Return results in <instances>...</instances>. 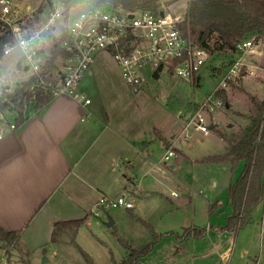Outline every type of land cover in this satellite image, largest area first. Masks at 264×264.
Here are the masks:
<instances>
[{
	"label": "crops",
	"instance_id": "0c3cea01",
	"mask_svg": "<svg viewBox=\"0 0 264 264\" xmlns=\"http://www.w3.org/2000/svg\"><path fill=\"white\" fill-rule=\"evenodd\" d=\"M254 40L252 52L246 53L242 58L244 76L239 80L248 85L254 96L258 95L264 100L261 93H264V84L261 81L264 79V35L259 37L254 35ZM238 57L239 55L235 53L233 60ZM111 63L119 67L108 52L99 53L89 73L78 87V97L67 93L55 96L40 110L23 114L25 121L0 140V229L19 237L17 247H6L5 242L0 241V250L6 252L10 264H31V258L33 259L31 250L34 248L35 250L44 248L49 243L59 246L67 242L65 236L61 243L51 242L54 223L88 216L85 224L89 225L91 223L89 215L96 208L100 197L109 196L115 189L119 196L127 194L129 201L132 197L144 199L147 194L154 193L143 188L144 185L140 184L141 180H138L136 172L141 164H145L150 147L157 139L166 150L172 149L176 155L193 164H213L204 163V160L228 151V136L219 131L223 120L218 117H215L211 131L217 130L218 135L223 137L224 151L220 153H208L212 148L211 144L214 143L205 142L203 137L209 136L211 131L208 135L191 132L188 140H185L183 129L186 116L180 134L174 130L166 134L156 126L148 129L140 107L132 108L129 105L130 99L127 100L128 95L126 100L120 99V94L112 90L113 84L115 86V83L121 84L120 81L126 82L120 68L113 70L109 66ZM129 90L132 93L138 92L132 91L130 87ZM123 91L125 94V90ZM86 98L91 100L89 104H85ZM255 99L257 101L258 97ZM135 103L136 101L132 104ZM231 105L226 104L225 107L229 108ZM191 111L192 109L186 113ZM18 115L19 113L16 118ZM243 118L246 122L238 123V129L235 133L232 132L234 134L231 139L249 127L253 121L246 115ZM227 126H231L230 122ZM166 162L164 160V164ZM223 165L231 172L229 165ZM174 166L171 164L172 168ZM237 176L230 179L229 186ZM188 192L187 189H183L184 194ZM172 196L175 197L173 194ZM261 204L262 210L258 218L254 214L257 205L252 210L250 222L237 231L239 233L247 227H253L251 235L253 242L243 245L236 258L234 253L232 258L223 259L219 264L257 262L262 264L263 202ZM135 208L134 206L125 209ZM208 209L210 220H215L214 224L208 222L205 226L193 225L183 228L182 232L172 229L153 232L151 240L147 243L153 240L155 234L160 237L152 251L141 259V264L148 261L152 263L153 260H148L149 257L153 254L156 257L157 248L160 249L164 241H169L171 245L180 248L188 240H200L216 230L221 233L230 232L221 229L231 214H223L222 203L219 200L208 201ZM188 228H200L204 233L201 237H180ZM32 241L31 247L36 246L33 249L29 246ZM125 242L130 244L128 241ZM22 244L28 253L24 251ZM44 251L46 253L47 250ZM127 256L128 250L124 259ZM162 258L159 264L164 263ZM113 262L117 261L113 259Z\"/></svg>",
	"mask_w": 264,
	"mask_h": 264
},
{
	"label": "rangeland",
	"instance_id": "374dc122",
	"mask_svg": "<svg viewBox=\"0 0 264 264\" xmlns=\"http://www.w3.org/2000/svg\"><path fill=\"white\" fill-rule=\"evenodd\" d=\"M48 1L56 5H63L66 2V0ZM161 1V6L167 11L186 14V0ZM243 1L251 13L264 17V0ZM45 2L46 0H12V4L18 8L35 11H38L41 6L48 7ZM214 42L215 39H212L211 48H213ZM248 52H252V50ZM245 54L242 55V58ZM18 58L19 55L13 54L0 59V98L5 96V92H13L16 83L29 78L30 72L24 71L17 65ZM233 62L230 52L224 49L216 51L213 56H210L198 74L200 79L197 85L189 80H182L164 73L158 75L157 78L147 80L141 90L136 93H132L123 81H120L121 84L115 83V86L113 84L112 90L120 94V99L125 98L126 100V95H128L127 100L130 99L129 105L132 108L140 107L148 129L156 126L166 134L172 130L180 134L183 121H185V113L212 93L225 73V69ZM109 66L113 70L119 68L115 63H111ZM261 81L264 84V79ZM123 90H125V94ZM261 93L264 95L263 92ZM226 97L228 104L232 105L229 108L219 109L215 115L223 120L219 131L222 134H227L229 145L233 134L238 129V123L246 122L243 118L244 115L253 119L258 114L263 97L254 96L249 91L248 85L239 79L226 89ZM135 101L136 103L133 105L132 103ZM179 111L182 112L179 113ZM30 112L29 106L21 108L16 103L13 111L1 112L0 118L4 117L13 121L17 113L28 114ZM229 122L231 126H227ZM218 134L217 130H212L209 136H202L205 142L214 143L211 144L212 148L208 153L224 151L222 150L225 144L223 137ZM165 151L164 145L157 139L150 147L145 164H141L136 172L138 180H141L140 184L144 185L143 188L154 193L147 194L144 199L132 197L131 202L136 207L134 210L111 207L95 215L93 214L94 209L89 215L91 223L84 224L79 228L75 243L69 242L71 241L69 234L65 235V240L68 243L65 242L59 246L49 243L44 247L45 249L37 248L35 250L36 246L33 247L34 249L31 247L33 241L30 242L29 246L33 249L31 250L33 251L31 264H114L113 259L119 262L127 255L122 240L128 241L134 246L142 245L151 240L153 232L166 229L182 232L185 227L205 226L208 222L214 224L215 220H210L209 217L208 201L219 200L223 205V214L231 213L228 202V186L230 179L239 175L241 169H237L231 174L228 167L223 164H193L175 153L164 164ZM199 156L200 154H198ZM171 164L175 166L172 168ZM183 189H187L189 192L184 194ZM173 192H176L177 196H172ZM118 193L115 189L110 192L108 197L117 199ZM261 210L262 204L260 203L254 213L257 215L256 218L261 214ZM110 219L114 222L112 227L107 226ZM252 230L253 227H247L239 233H221L216 230L200 240H188L180 248L171 245L169 241H164L160 248L163 251L161 252L157 248L156 257L153 254L148 259L153 260L152 263L148 261L145 264H159L161 257L164 259L163 264H219L223 259L232 258L234 253V258H236L243 245L253 242ZM21 246L28 253L25 245ZM44 250H47L46 253ZM9 256L11 257L10 254ZM45 258L49 259L48 262H43Z\"/></svg>",
	"mask_w": 264,
	"mask_h": 264
},
{
	"label": "built area",
	"instance_id": "2783aa9c",
	"mask_svg": "<svg viewBox=\"0 0 264 264\" xmlns=\"http://www.w3.org/2000/svg\"><path fill=\"white\" fill-rule=\"evenodd\" d=\"M0 29L10 40L3 46V55L21 57V68L34 78L29 92L32 100L38 90L54 97L67 93L78 97V87L89 73L96 57L108 52L118 64L121 74L134 92L155 74H169L182 80H191L200 73L210 58L208 50L190 44L182 35L180 25L185 14H175L164 7L156 11L125 10L117 7L56 5L39 9H21L12 0H0ZM163 12V15L160 14ZM58 46L64 54L56 56L52 68L47 64ZM254 46V38H246L236 45L239 57L228 67L211 94L186 113L184 138L191 132L208 135L215 123L216 112L225 107L217 96L221 89L244 76L242 55ZM90 99L84 100L85 104ZM27 107V105H26ZM18 127L16 119L0 118V140ZM172 149L163 159L169 161ZM177 195L176 192L172 193ZM111 207L131 209L133 203L125 195L112 199L101 196L93 214ZM261 235L264 264V199L261 218ZM0 264H10L5 252L0 251ZM256 264H261L257 262Z\"/></svg>",
	"mask_w": 264,
	"mask_h": 264
},
{
	"label": "trees",
	"instance_id": "16d2710c",
	"mask_svg": "<svg viewBox=\"0 0 264 264\" xmlns=\"http://www.w3.org/2000/svg\"><path fill=\"white\" fill-rule=\"evenodd\" d=\"M177 0H172V2ZM187 9L185 20L180 25V30L185 39L192 45L208 50L210 56L216 51L228 50L233 57L236 53V45L242 40L256 35H264V17L251 13L243 0H186ZM161 0H66L69 7L81 4L93 6L117 7L125 10H148L156 11L161 8ZM45 5L51 2L46 0ZM171 3V2H170ZM44 6H41L42 9ZM1 26V22H0ZM0 59L3 55V46L10 40L6 33L0 29ZM215 39L213 48L210 42ZM53 57L47 64L48 68L55 66L54 61L57 55L64 52L55 46ZM17 65L21 67V57ZM221 71V70H220ZM154 77H158L155 74ZM200 76H193L190 80L198 84ZM34 78L20 82L13 92H5L0 98V113L5 110H14V104L24 108L30 107L31 112L40 110L49 103L54 96L38 90L36 97L32 100L29 92ZM226 104V90L217 92ZM23 113L16 118L17 125L25 121ZM204 163L227 164L231 172L239 167L241 171L237 178L229 186V202L232 208L231 214L226 218V223L221 227L236 233L251 220L252 210L263 202L264 199V100L259 106V112L253 118L251 125L231 139L229 149L222 155L210 156ZM213 210V207H212ZM88 216L70 220L56 221L51 234V242L61 243L65 235H70V243H75L78 229L86 223ZM204 231L200 228H188L180 237L194 236L201 237ZM159 235H154L153 240L142 246L133 247L122 240L123 246L128 250V256L121 262L114 264H141V259L150 253L154 244L158 241ZM0 241L5 242L6 247H17L19 237L0 229Z\"/></svg>",
	"mask_w": 264,
	"mask_h": 264
},
{
	"label": "water",
	"instance_id": "95a60500",
	"mask_svg": "<svg viewBox=\"0 0 264 264\" xmlns=\"http://www.w3.org/2000/svg\"><path fill=\"white\" fill-rule=\"evenodd\" d=\"M160 14L163 15V12H160ZM26 70H27V67H25V71H26ZM18 84H19V83H17V85H18ZM211 128H213V126H211ZM113 225H114V222H113V220L110 219V220L108 221V223H107V226H108V227H112ZM46 261H47V259L45 258V259H44V262H46Z\"/></svg>",
	"mask_w": 264,
	"mask_h": 264
}]
</instances>
